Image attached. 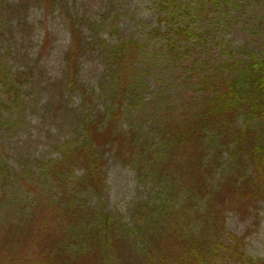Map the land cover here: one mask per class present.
<instances>
[{
    "label": "rangeland",
    "instance_id": "374dc122",
    "mask_svg": "<svg viewBox=\"0 0 264 264\" xmlns=\"http://www.w3.org/2000/svg\"><path fill=\"white\" fill-rule=\"evenodd\" d=\"M160 1L0 0V161L13 174L0 176V226L19 224L32 210L38 213L28 192L30 181L45 182V164L77 145L86 119L94 120L113 105L124 113L120 129L134 131L136 142L121 157L115 150L106 153L103 201L92 193L84 195L99 213L115 220L118 231L110 263L126 256L121 264H136L137 258L130 256L132 231L142 226L161 230L168 218L148 212L158 211L164 200L175 197L176 209L183 205L181 176L173 175L176 163L169 167L168 155L161 153L166 146L163 130L201 97L199 81L211 69L199 67L196 60L214 66L262 55L264 0H180L176 25L188 27L194 36L186 45H177L181 52L190 48L194 54L177 59L168 55L163 37L155 39L151 33L158 26ZM73 26L83 38L79 86L72 82L67 61ZM130 40L140 41L144 49L131 54L122 76L111 53ZM122 79L127 94L121 98L117 90ZM218 145L210 135L207 160ZM239 162L232 148L224 151V167L212 181L214 191ZM227 229L246 238L249 257L264 259V202L246 212H227ZM158 233L155 230V239ZM89 264L101 263L91 258Z\"/></svg>",
    "mask_w": 264,
    "mask_h": 264
},
{
    "label": "trees",
    "instance_id": "16d2710c",
    "mask_svg": "<svg viewBox=\"0 0 264 264\" xmlns=\"http://www.w3.org/2000/svg\"><path fill=\"white\" fill-rule=\"evenodd\" d=\"M181 4L180 0H161L158 26L151 29L155 39L163 37L172 59L194 54L190 48L181 52L177 45H186L194 36L188 27L176 25ZM71 31L73 46L67 61L72 82L77 84L83 38L76 26ZM120 44L111 56L124 76L121 68L144 46L138 40ZM195 62L210 68L211 73L199 81L200 99L188 105L178 122L169 121L165 126L166 146L161 152L168 155L169 167L176 163L173 175L181 176L185 201L176 209V198L171 197L159 205L158 211L151 209L148 213L168 219L161 230L151 226L133 230L130 256L137 258L136 264H264V259L248 256L245 237L227 229V212H246L264 202V50L248 61L231 58L226 65ZM121 84L117 93L122 98L127 90L123 79ZM123 115L121 108L113 105L94 120L86 119L77 145L64 147L60 159L42 168L46 181H30L28 192L38 213L32 210L21 222L24 225L0 226V247L7 249L0 251V264H89L91 258L110 263L117 237L115 220L108 213H99L84 195L92 193L103 201L106 153L115 150L121 157L136 142L134 131L120 129ZM210 135L220 148L207 160ZM230 148L240 161L239 167L223 177L218 191H214L212 181L224 167L221 160ZM154 155L149 158L154 160ZM2 161L0 176L10 178L11 169ZM249 167L251 173L247 172ZM166 174L163 170L162 175ZM155 230L159 232L156 239ZM125 261L126 256L115 258V264Z\"/></svg>",
    "mask_w": 264,
    "mask_h": 264
}]
</instances>
